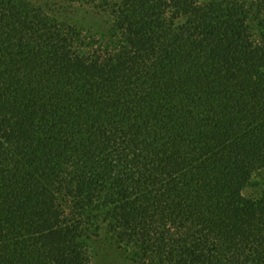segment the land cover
<instances>
[{
  "label": "trees",
  "instance_id": "trees-1",
  "mask_svg": "<svg viewBox=\"0 0 264 264\" xmlns=\"http://www.w3.org/2000/svg\"><path fill=\"white\" fill-rule=\"evenodd\" d=\"M264 264V0H0V264Z\"/></svg>",
  "mask_w": 264,
  "mask_h": 264
},
{
  "label": "rangeland",
  "instance_id": "rangeland-1",
  "mask_svg": "<svg viewBox=\"0 0 264 264\" xmlns=\"http://www.w3.org/2000/svg\"><path fill=\"white\" fill-rule=\"evenodd\" d=\"M92 257L93 264H134L126 248L106 238L94 242Z\"/></svg>",
  "mask_w": 264,
  "mask_h": 264
}]
</instances>
